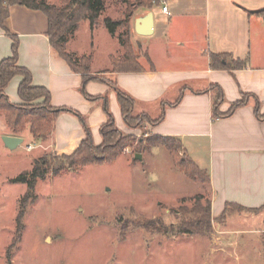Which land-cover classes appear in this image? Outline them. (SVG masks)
I'll list each match as a JSON object with an SVG mask.
<instances>
[{
	"label": "crops",
	"instance_id": "0c3cea01",
	"mask_svg": "<svg viewBox=\"0 0 264 264\" xmlns=\"http://www.w3.org/2000/svg\"><path fill=\"white\" fill-rule=\"evenodd\" d=\"M163 6L168 13L162 10ZM147 12L153 14L151 34L138 35L133 21L135 41L143 52L138 59L143 67L140 72L108 71L112 56L123 53V47L111 35L105 56L108 68L94 69L99 47H94L93 39L102 24L91 28L85 22L86 42L92 44L90 51L88 46L78 48L75 43L83 20L66 48L77 56L91 54V74L103 75L130 94L135 101L134 110L139 108L136 114L147 112L155 119L163 111L160 122L148 124L151 134L178 137L182 143L195 140L198 146L203 143L207 159L201 167L209 172L213 216L220 214L228 202L255 210L264 207V119L256 117L252 100L220 119H212L211 106L212 86L218 85L224 93L221 112L238 101L242 93H248L257 97L259 112L264 113V0H161L136 10L135 19ZM47 24V17L40 10L19 4L10 6L5 27L19 37L18 63L30 71L33 84L49 91L52 106L83 115L93 141L100 143L99 129L106 120L103 102L91 101L82 93L81 75L51 47ZM10 47L11 39L0 28V60L11 54ZM221 53L244 59L247 64L237 69L212 67L211 55ZM20 78L13 77L5 88L13 103L20 101L16 95ZM84 89L92 96L107 97L115 124L121 130L130 133L135 129L124 124L114 88L89 81ZM84 136L78 116L70 111L60 112L46 146H53L58 154H68Z\"/></svg>",
	"mask_w": 264,
	"mask_h": 264
},
{
	"label": "rangeland",
	"instance_id": "374dc122",
	"mask_svg": "<svg viewBox=\"0 0 264 264\" xmlns=\"http://www.w3.org/2000/svg\"><path fill=\"white\" fill-rule=\"evenodd\" d=\"M122 1L107 0L96 25L102 24L104 16L123 19L128 11L130 46L139 59L143 52L135 41L133 21L142 6L135 8L136 0H129L131 5L125 7ZM83 22L75 43L90 51L92 44L86 42L84 32L90 22ZM101 29L93 39L94 47H99L94 69L105 71L106 50L111 46L108 38L111 35L119 44L124 28H117L115 34L103 24ZM138 109L135 107L134 114ZM6 132L10 129L0 115V264H264V207L249 212L230 209V216L224 219L213 216L211 201L207 205V188L188 178L164 146L147 143L154 135L148 123L130 133L122 130L133 141L115 160L69 167L38 180L35 196L26 204L21 238L11 245L18 201L26 191L24 183L13 179L30 169L38 156L60 154L46 146L50 137L34 142L28 128L17 135L23 140L11 150L2 141ZM29 143L36 148L27 151ZM182 144L200 168L207 159L203 143L198 146L188 139ZM136 153L140 159H135ZM199 207L208 209L209 224L200 223L199 230L180 234L167 229L178 227L184 219L192 222L200 217L192 213Z\"/></svg>",
	"mask_w": 264,
	"mask_h": 264
},
{
	"label": "trees",
	"instance_id": "16d2710c",
	"mask_svg": "<svg viewBox=\"0 0 264 264\" xmlns=\"http://www.w3.org/2000/svg\"><path fill=\"white\" fill-rule=\"evenodd\" d=\"M62 4L59 6L56 3L48 0H0V28L11 39V54L0 60V115L5 119L6 126L10 129V133L17 136L25 128L29 129L33 141L40 140L45 142L49 139L53 131V122L60 112L70 111L75 113L83 126L85 136L81 140L79 146L68 154L52 155L37 157L33 161L30 169L22 170L17 177L13 179L15 183H24L26 191L18 201V212L16 215V232L13 242L17 243L21 238L24 223L22 221L26 204L31 202L35 196V186L38 180H42L48 173L59 175L66 169L82 168L86 164H99L106 161L115 160L123 153L125 147L133 141L131 134H124L122 130L115 124L113 114L108 107L107 97L104 95L92 96L87 94L84 85L89 81H100L108 84L115 89L117 93V101L121 109L122 119L127 127L137 128L144 126L145 123L155 125L161 121L164 113L159 117L152 119L147 112L134 114V99L130 94L124 93L118 89L113 81H109L100 74H91L92 55L77 56L68 52L66 48L67 42L75 36L79 28L81 20H88L92 28L99 20L100 15L105 11L107 0H58ZM161 0H136L133 5L136 7H147L159 3ZM125 7L131 5L129 0L122 1ZM137 2V3H136ZM23 5L29 9L40 10L47 17V36L49 43L54 48L59 56L69 64L70 68L81 75L82 93L91 101L101 100L103 109L106 114V120L101 124L99 133L101 142L95 144L92 138L91 131L86 125L85 117L76 113L69 108L54 107L51 105V95L49 91L41 85L33 84L30 71L18 63L19 56V37L11 34L5 27V20L9 15V8L13 5ZM130 13L126 11L125 18L114 19L111 16H104L101 19L102 24L107 31L115 34L116 29L123 27L124 30L118 36L119 44L123 47V54L112 56V66L108 70L110 72H140L143 70L141 63L138 61L137 55L130 46L129 36V17ZM211 66L218 69H237L246 66L247 62L244 59H234L228 53L213 54L210 57ZM20 76V83L17 87L16 95L20 99L19 103L10 101L5 93V88L10 83V80L15 76ZM212 119H220L231 115L240 106L247 103L248 100L253 101L255 115L258 119H264V113L259 112L261 105L257 97L248 93H242L238 101L233 102L228 110L221 112L220 104L223 101L224 93L218 85L212 86ZM177 102V101H176ZM173 103L172 105L176 104ZM147 143L153 147L164 146L169 154L172 155L174 163L183 170L184 174L191 180H198L202 185L209 187V172L206 168L199 166L191 160L183 149V144L180 138L165 135H151L147 138ZM202 198V196H201ZM207 205L210 207V195L207 199ZM199 204V202H198ZM200 205V204H199ZM235 209L238 212L255 211L245 206L236 203H226L223 211L219 214L220 218L224 219L230 216L231 210ZM208 210V209H207ZM207 210L202 211L199 207L193 214L197 213L200 217H196L192 222L182 220L178 227H167L170 232L180 234L185 231L199 230V224H209L210 215ZM188 211L185 212V214ZM233 214V213H232ZM8 257L10 253L8 252Z\"/></svg>",
	"mask_w": 264,
	"mask_h": 264
},
{
	"label": "water",
	"instance_id": "95a60500",
	"mask_svg": "<svg viewBox=\"0 0 264 264\" xmlns=\"http://www.w3.org/2000/svg\"><path fill=\"white\" fill-rule=\"evenodd\" d=\"M152 24H153V14L147 12L144 16L136 18L134 20V30L138 35H149L152 33ZM22 136L18 137L15 135H6L3 136V144L13 150L17 148L22 142ZM141 155L139 153L135 154V159H140Z\"/></svg>",
	"mask_w": 264,
	"mask_h": 264
},
{
	"label": "built area",
	"instance_id": "2783aa9c",
	"mask_svg": "<svg viewBox=\"0 0 264 264\" xmlns=\"http://www.w3.org/2000/svg\"><path fill=\"white\" fill-rule=\"evenodd\" d=\"M162 10H163L165 13H168L166 6H163V7H162ZM36 146H37V145H34V144L29 143V144H27V145L25 146V148H26L27 151H31V150L35 149Z\"/></svg>",
	"mask_w": 264,
	"mask_h": 264
}]
</instances>
